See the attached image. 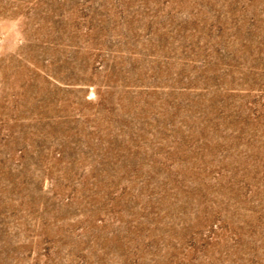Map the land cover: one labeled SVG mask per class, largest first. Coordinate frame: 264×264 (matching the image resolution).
Masks as SVG:
<instances>
[{
	"label": "rangeland",
	"instance_id": "1",
	"mask_svg": "<svg viewBox=\"0 0 264 264\" xmlns=\"http://www.w3.org/2000/svg\"><path fill=\"white\" fill-rule=\"evenodd\" d=\"M0 264H264V0H0Z\"/></svg>",
	"mask_w": 264,
	"mask_h": 264
}]
</instances>
